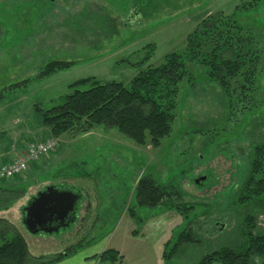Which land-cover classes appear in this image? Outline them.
Here are the masks:
<instances>
[{
  "label": "rangeland",
  "instance_id": "1",
  "mask_svg": "<svg viewBox=\"0 0 264 264\" xmlns=\"http://www.w3.org/2000/svg\"><path fill=\"white\" fill-rule=\"evenodd\" d=\"M250 1L256 0H52L30 8L24 0H0V148L26 128L32 131L25 138L31 142L53 137L41 138L36 105L46 109L60 103L71 90L68 85L79 78L127 83L146 65L182 51L186 35L214 12H234L242 26L253 27L262 55V72L249 102L253 112L240 101L230 109L218 84L204 78L201 67L190 65L195 74L179 85L172 131L158 147L137 145L103 126L89 131L92 135L53 137V149L29 160L27 170L15 175L21 179L9 187L25 188L10 217H15L13 226L24 236L30 255L48 259L83 243L89 255L107 248L124 255L122 263L104 264H164V243L174 241L185 222L171 209L135 207L134 188L144 175L175 188L183 202L197 205L192 225L197 239L183 244L169 264H196L207 252L242 243L241 212L231 201L248 170L251 145L264 140V0L248 9L238 7ZM56 59L72 63L36 77ZM47 159L51 161L44 165ZM33 161L41 168L31 169ZM202 172L209 177L198 187L192 178ZM15 176L2 179L8 183ZM68 176L77 177L76 186L85 188L76 219L57 232L29 233L20 219L30 194L44 189L43 178L61 182ZM129 207L143 218L141 225L129 216ZM119 210L127 221H117ZM254 213L257 229L264 231V213Z\"/></svg>",
  "mask_w": 264,
  "mask_h": 264
},
{
  "label": "trees",
  "instance_id": "2",
  "mask_svg": "<svg viewBox=\"0 0 264 264\" xmlns=\"http://www.w3.org/2000/svg\"><path fill=\"white\" fill-rule=\"evenodd\" d=\"M259 1L243 2L238 7L248 9L258 5ZM259 43L253 27L242 26L234 12H214L202 18L186 35L182 51L167 53L157 65H146L127 83L115 80L99 82L92 76L74 80L68 85L71 90L60 103L46 109L35 106L40 126L46 128L53 137L64 133L80 135L99 126L115 128L137 145L158 147L161 140L172 131L179 85L195 74L191 72L190 65L199 69L201 67L203 77L218 84L230 109L240 101L243 108L253 112L251 100L262 72ZM149 58L150 54L145 57L146 60ZM71 63L51 60L39 70L36 77L68 68ZM87 82L92 83L89 88L79 87ZM21 84L25 85L26 82L22 81ZM13 86L18 84L9 87ZM2 95L0 92V98ZM208 177L206 173L205 179ZM5 180L1 178L0 182ZM1 185L0 209L10 207L25 192L23 187L7 188ZM59 186L80 192L73 185ZM134 198L135 207L171 209L185 222V228L177 233L175 240L170 242L168 239L164 243V264H169L171 255L183 244L189 245L197 239L192 226L197 205L183 202L175 188L159 184L150 175H144L136 182ZM231 203L235 211L241 212L242 243L221 246L207 252L196 264H264V231L257 229L254 213L256 209L264 213V140L251 145L248 170ZM132 207L127 209L128 214L139 226L143 218ZM84 245L78 243L48 259L38 258L28 253L24 237L13 224L0 218V264H49L76 252ZM92 257L100 263L122 260V255L115 248H107Z\"/></svg>",
  "mask_w": 264,
  "mask_h": 264
},
{
  "label": "water",
  "instance_id": "3",
  "mask_svg": "<svg viewBox=\"0 0 264 264\" xmlns=\"http://www.w3.org/2000/svg\"><path fill=\"white\" fill-rule=\"evenodd\" d=\"M204 172L194 178L197 185L205 179ZM80 197L75 189L47 185L27 201L22 208V224L32 234L52 233L68 226L75 218V208Z\"/></svg>",
  "mask_w": 264,
  "mask_h": 264
},
{
  "label": "crops",
  "instance_id": "4",
  "mask_svg": "<svg viewBox=\"0 0 264 264\" xmlns=\"http://www.w3.org/2000/svg\"><path fill=\"white\" fill-rule=\"evenodd\" d=\"M47 1L51 2L52 0H24L23 3H25L26 7L30 6V8H33L34 5L38 2H42V3H46ZM30 30V29H29ZM34 33H36V31H33ZM56 60H59V59H56ZM41 127V126H40ZM107 129L108 131H110L112 128H105ZM31 130L29 129H24L22 131L19 132V135L15 138V140L13 142H9L6 146H2L0 148V165L1 164H4V163H7V162H10L12 161L13 159H15L17 156H19L21 154V152L23 150L26 149V146L29 142H31L32 139H25L27 138L26 135L27 134H31ZM41 138L43 137V139H45L46 137H49V132L46 128L44 127H41ZM89 134H91V132H89ZM92 135V134H91ZM61 137V136H59ZM60 139V138H59ZM33 141V140H32ZM60 142H61V139H60ZM75 142V139L73 141V143ZM60 145V144H59ZM58 149V148H57ZM56 151H52V153H55ZM47 162L44 164V161H43V164L46 165L48 164L51 160L47 159L46 160ZM32 168L31 169H35V170H38L40 169L41 167L38 166V163L37 161H33L32 162ZM44 167V166H43ZM42 167V168H43ZM28 176V175H27ZM26 177V176H25ZM31 177V176H30ZM68 180H64V179H61V182L60 181H57V182H60V183H57L56 180L53 181V179L50 177L48 178H43L41 179V182L40 184H44L45 186L47 185H73L75 187L76 184L74 183V179L77 178V177H73V176H68L66 177ZM84 178V177H82ZM17 179H21L19 177H16L14 179H10V181L8 183H5V182H0V184H2L1 186L3 187H7L9 188L13 183L14 181H16ZM13 180V181H12ZM23 180V179H22ZM34 183H36V179L34 178ZM44 186V187H45ZM79 188V194H80V197L78 199V202H77V205H76V208H75V218L74 220L76 219L77 215H76V211H77V208L79 206V203L81 201V198L83 197V194H84V187H78ZM41 189H37L35 193L33 194H30L29 197L35 195L37 193V191H39ZM77 192V191H76ZM24 197H22L23 199ZM21 204V198H19L17 201L14 202V205L12 207H10L9 209H0V218H4L6 220H8V222H10L11 224L15 225V217L13 219H11L10 217V213H13V211L16 209H18V207L20 206ZM100 204V202H99ZM97 210V209H96ZM118 212H120V215L117 219V221L119 220H125L127 221V218H125V215L126 214H123L121 213V210H119ZM22 217V216H21ZM127 217V216H126ZM17 218V217H16ZM21 220V219H20ZM73 220V221H74ZM72 221V222H73ZM22 223V221H21ZM71 223V222H70ZM69 223V224H70ZM68 224V225H69ZM23 225V224H22ZM116 226V224H115ZM23 236V235H22ZM24 237V236H23ZM135 238V237H134ZM25 240V239H24ZM26 242V241H25ZM27 243V242H26ZM88 244V243H87ZM88 246V245H87ZM85 247L86 245H84L83 247H81L80 249H78L76 252L72 253V254H68L66 256H64L63 258H61L60 260L56 261V262H52V263H49V264H88L89 262L90 263H100L97 259H95L94 257H91L92 255H89L87 253H85ZM161 248H162V245H161ZM117 250V249H116ZM120 253V252H119ZM121 254V253H120ZM122 255V258L124 259V255ZM122 259V261H123ZM162 261V258L160 259ZM98 261V262H97ZM122 261L118 262V263H122ZM101 264H104V263H101Z\"/></svg>",
  "mask_w": 264,
  "mask_h": 264
},
{
  "label": "built area",
  "instance_id": "5",
  "mask_svg": "<svg viewBox=\"0 0 264 264\" xmlns=\"http://www.w3.org/2000/svg\"><path fill=\"white\" fill-rule=\"evenodd\" d=\"M56 144L57 138L53 137L28 143L22 156L0 165V178H12L15 175L23 174L28 168L29 160H35L47 154Z\"/></svg>",
  "mask_w": 264,
  "mask_h": 264
},
{
  "label": "flooded vegetation",
  "instance_id": "6",
  "mask_svg": "<svg viewBox=\"0 0 264 264\" xmlns=\"http://www.w3.org/2000/svg\"><path fill=\"white\" fill-rule=\"evenodd\" d=\"M206 178V177H205Z\"/></svg>",
  "mask_w": 264,
  "mask_h": 264
}]
</instances>
